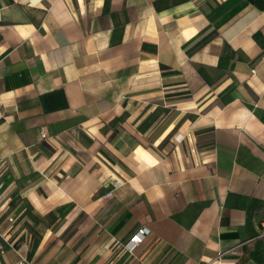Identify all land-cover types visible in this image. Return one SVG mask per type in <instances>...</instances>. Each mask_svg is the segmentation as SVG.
<instances>
[{"label":"crops","instance_id":"obj_1","mask_svg":"<svg viewBox=\"0 0 264 264\" xmlns=\"http://www.w3.org/2000/svg\"><path fill=\"white\" fill-rule=\"evenodd\" d=\"M0 182V264H264V0H0Z\"/></svg>","mask_w":264,"mask_h":264},{"label":"built area","instance_id":"obj_2","mask_svg":"<svg viewBox=\"0 0 264 264\" xmlns=\"http://www.w3.org/2000/svg\"><path fill=\"white\" fill-rule=\"evenodd\" d=\"M252 72L253 73L255 72L254 68H252ZM40 135L45 136V131H44L43 127L40 128ZM1 186H2V183L0 182V194H1ZM145 231L146 230L144 228H141V229H139L138 232H136L134 235H132L130 237L129 241L132 242V245L130 246L129 249H131L133 246H135L138 242H140L142 240V237H143L142 234H144ZM21 264H25V263H21Z\"/></svg>","mask_w":264,"mask_h":264}]
</instances>
